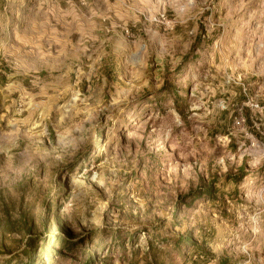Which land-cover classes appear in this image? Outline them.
<instances>
[{
  "label": "rangeland",
  "instance_id": "374dc122",
  "mask_svg": "<svg viewBox=\"0 0 264 264\" xmlns=\"http://www.w3.org/2000/svg\"><path fill=\"white\" fill-rule=\"evenodd\" d=\"M151 262L264 264V0H0V264Z\"/></svg>",
  "mask_w": 264,
  "mask_h": 264
},
{
  "label": "crops",
  "instance_id": "0c3cea01",
  "mask_svg": "<svg viewBox=\"0 0 264 264\" xmlns=\"http://www.w3.org/2000/svg\"><path fill=\"white\" fill-rule=\"evenodd\" d=\"M41 20V19H40ZM47 21V18H44V22ZM42 22H40L41 24ZM26 32V31H24ZM41 35H46V33H41ZM40 36V33H39ZM28 40V39H27ZM29 41V40H28ZM26 39L25 36H22V34H19L16 31H13V33L7 34V40L6 42H4L6 45H9V49L11 48V55H14V62L18 63H22L21 61L23 60V56L19 55L18 53L23 50V48L25 47L26 43ZM13 48V50H12Z\"/></svg>",
  "mask_w": 264,
  "mask_h": 264
},
{
  "label": "trees",
  "instance_id": "16d2710c",
  "mask_svg": "<svg viewBox=\"0 0 264 264\" xmlns=\"http://www.w3.org/2000/svg\"><path fill=\"white\" fill-rule=\"evenodd\" d=\"M149 264H153V262L149 263Z\"/></svg>",
  "mask_w": 264,
  "mask_h": 264
}]
</instances>
